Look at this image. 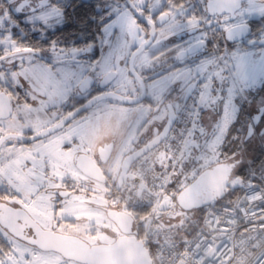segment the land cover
<instances>
[{
	"label": "snow or ice",
	"instance_id": "obj_1",
	"mask_svg": "<svg viewBox=\"0 0 264 264\" xmlns=\"http://www.w3.org/2000/svg\"><path fill=\"white\" fill-rule=\"evenodd\" d=\"M219 7L215 0H0V99L71 101V120L114 107L125 82H135L161 94L179 88L192 115L219 120L251 105L254 92L260 102L248 112V136H264V15L252 18L241 5L222 19Z\"/></svg>",
	"mask_w": 264,
	"mask_h": 264
},
{
	"label": "flooded vegetation",
	"instance_id": "obj_2",
	"mask_svg": "<svg viewBox=\"0 0 264 264\" xmlns=\"http://www.w3.org/2000/svg\"><path fill=\"white\" fill-rule=\"evenodd\" d=\"M254 2L245 14L264 15V0ZM117 95L107 111L82 112L71 120V101L61 107L39 96L26 105L23 99H0V264L21 263L17 252L29 263L54 261L52 255L37 257L44 251L29 241L33 221L75 234L86 219L82 212L100 210L109 225L99 228L113 240L122 232L112 216L123 224L131 217L130 228L140 237L142 222L182 209L175 197L193 180V132L207 128V113L192 115L190 104L178 99L179 88L161 94L125 82ZM173 181L180 185L172 188ZM168 198L167 208L159 210ZM29 247L35 251L29 253Z\"/></svg>",
	"mask_w": 264,
	"mask_h": 264
},
{
	"label": "built area",
	"instance_id": "obj_3",
	"mask_svg": "<svg viewBox=\"0 0 264 264\" xmlns=\"http://www.w3.org/2000/svg\"><path fill=\"white\" fill-rule=\"evenodd\" d=\"M241 189L232 203L204 205L189 234L144 224L140 237L154 264H264V183L247 179Z\"/></svg>",
	"mask_w": 264,
	"mask_h": 264
},
{
	"label": "water",
	"instance_id": "obj_4",
	"mask_svg": "<svg viewBox=\"0 0 264 264\" xmlns=\"http://www.w3.org/2000/svg\"><path fill=\"white\" fill-rule=\"evenodd\" d=\"M244 1L215 0L220 5L217 11L230 15H235L233 8H239ZM234 166L235 162H218L201 170L176 194L175 204L190 210L202 208L212 199L223 198L230 190L229 178ZM169 202L170 198L163 200L159 210L166 209ZM112 218L122 234L111 242L90 243L77 234L43 229L35 221L32 222L35 236L29 241L40 250L56 252L64 259L81 264H154L150 249L138 232L130 228L131 217L124 224Z\"/></svg>",
	"mask_w": 264,
	"mask_h": 264
},
{
	"label": "rangeland",
	"instance_id": "obj_5",
	"mask_svg": "<svg viewBox=\"0 0 264 264\" xmlns=\"http://www.w3.org/2000/svg\"><path fill=\"white\" fill-rule=\"evenodd\" d=\"M256 0H248L245 7L252 6L251 4L255 3ZM259 6V5H258ZM262 7L260 9L263 10ZM245 10V8H244ZM248 11V10H247ZM245 11V13H247ZM240 56L243 55V52L239 53ZM235 71V69H234ZM241 73H243V68H240ZM258 86V85H257ZM264 95V94H261ZM248 99L252 101L251 105H249L247 102H244L243 108L245 109L247 114V121L246 125L242 129L241 134V142L244 143V141H247V145L242 146L237 152L232 154H224L222 151V142L225 140L226 135L228 133V129L231 125V123L237 118V114H233L232 112H229V114L226 117L220 118L219 120L215 119L214 117H210L209 114L208 118L206 119V125L207 128L201 130L202 132L198 134L197 132H193V140H192V162H191V178L193 179L201 170L210 167L211 165L218 163V162H235L234 169L230 175V186L233 188L241 187L243 182L245 180L241 179L237 174L236 171L240 167H242L246 163H251L254 157L256 156L257 150L264 145V136H261L259 132H257L255 135H253L251 138L248 136V129H247V123H248V112L251 110V108H255L258 106L260 102V95L253 100L251 96H248ZM241 107V109H242ZM240 111V110H239ZM197 122V121H196ZM195 127V125H194ZM261 131V130H260ZM164 182H161L158 185V188L161 187V184ZM180 185V184H179ZM154 202V208H156L157 200L154 198L152 200ZM153 208V209H154ZM200 208H193L190 210H184L179 209L175 213H171L170 215L164 214L163 216H156L154 215L152 219L145 221L146 225H150L155 223L154 220H158L156 225L164 230H173L175 232H180L179 235H183L185 230L192 229L195 224L197 223V220L200 215ZM82 216L86 217V219L83 221V226L81 227V231L77 230L75 231V234L81 236L85 240H87L90 243H98V242H111V238L106 235L104 232L101 231L99 228L100 225H109L106 224V220L103 217V214L100 210H86L81 213ZM150 216V215H149ZM153 222H150V221ZM92 229H96L95 234H91L90 231ZM28 252H34L35 250L31 247L28 248ZM23 251V250H22ZM25 251V250H24ZM28 253L27 251H25ZM17 258L20 259L21 263H12V264H27L29 262H26L24 258H21L22 255L20 252H17ZM54 256V261H39L29 264H73L70 260L64 259L56 252H37V257L39 256Z\"/></svg>",
	"mask_w": 264,
	"mask_h": 264
},
{
	"label": "trees",
	"instance_id": "obj_6",
	"mask_svg": "<svg viewBox=\"0 0 264 264\" xmlns=\"http://www.w3.org/2000/svg\"><path fill=\"white\" fill-rule=\"evenodd\" d=\"M249 96H251V98L253 100H255L258 97V95H256L254 92L252 94H250ZM245 109H246V107H245ZM245 109L243 107H242V109L240 108V111L237 114V118L231 123V125L228 129V133L226 135L225 140L222 142V147H221L224 154L235 153L240 148H242V146H245L248 143L247 141H244V143L241 142L242 129L246 125L245 123L247 121V114H246L247 111H245ZM263 165H264V145L261 146L257 150L256 156L254 157L252 162L246 163L242 167L237 169L236 174L243 180L251 179V180L256 181V182L264 183ZM169 185L172 188L177 187L179 185V182L173 181V182L169 183ZM241 191H242L241 187L232 188L226 193V195L221 200L232 203L239 197ZM199 210H200V215H199V218L197 220V223L195 224V226L192 229L185 230L183 234H189L199 224L201 213H202V208H200ZM150 222H153V221L151 220ZM154 222L155 223H153V224H157L158 220H154ZM144 224L145 223H143V222L140 224V230H139L140 232H141ZM176 233L180 234V232H176ZM2 248L4 250H7V248L5 246H2ZM148 248L151 250V247L149 245H148Z\"/></svg>",
	"mask_w": 264,
	"mask_h": 264
},
{
	"label": "crops",
	"instance_id": "obj_7",
	"mask_svg": "<svg viewBox=\"0 0 264 264\" xmlns=\"http://www.w3.org/2000/svg\"><path fill=\"white\" fill-rule=\"evenodd\" d=\"M71 263H73V264H81V263H78V262H75V261H71Z\"/></svg>",
	"mask_w": 264,
	"mask_h": 264
}]
</instances>
